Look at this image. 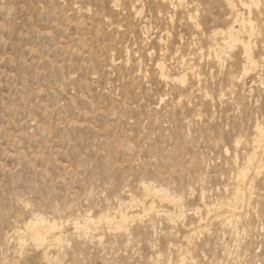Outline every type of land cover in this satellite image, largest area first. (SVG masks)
Masks as SVG:
<instances>
[{
    "label": "rangeland",
    "instance_id": "obj_1",
    "mask_svg": "<svg viewBox=\"0 0 264 264\" xmlns=\"http://www.w3.org/2000/svg\"><path fill=\"white\" fill-rule=\"evenodd\" d=\"M263 140L264 0H0V264H264Z\"/></svg>",
    "mask_w": 264,
    "mask_h": 264
},
{
    "label": "bare ground",
    "instance_id": "obj_2",
    "mask_svg": "<svg viewBox=\"0 0 264 264\" xmlns=\"http://www.w3.org/2000/svg\"><path fill=\"white\" fill-rule=\"evenodd\" d=\"M240 36H241V35H240ZM236 37H237V36H236ZM236 37H235V38H236ZM233 38H234V37H233ZM240 38H241V37H240ZM242 39H243V38H242ZM243 40H244V39H243ZM243 43H244V42H243ZM245 44H246V43H245ZM243 45H244V44H243ZM245 48H246V47H245ZM257 139H260V138H257ZM263 141H264V140H263ZM263 141H261V142H263ZM255 142H256V141H255ZM258 142H259V140H258ZM240 177H241V175H240ZM241 179H242V177L240 178V180H241ZM242 182H243V181H242ZM227 217H228V216H227ZM227 217H226V218H227ZM38 236H39V235H38Z\"/></svg>",
    "mask_w": 264,
    "mask_h": 264
}]
</instances>
